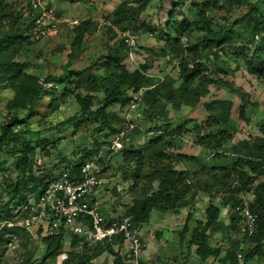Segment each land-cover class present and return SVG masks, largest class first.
Here are the masks:
<instances>
[{
	"label": "trees",
	"instance_id": "obj_1",
	"mask_svg": "<svg viewBox=\"0 0 264 264\" xmlns=\"http://www.w3.org/2000/svg\"><path fill=\"white\" fill-rule=\"evenodd\" d=\"M170 1L174 8L167 13L164 25H157L164 29L160 31L157 27L153 29L155 38L163 45L158 51L148 47L146 50L153 56L164 58L169 55L172 59L179 58L176 79L178 85L170 75L165 76L158 83L151 82L146 73L149 69L148 63H143L138 69L129 71L124 61L131 49L122 39L113 45L107 44L105 53L99 55L97 61H101L99 68L103 74H99L97 69L91 67L72 70L67 64L59 75L48 74L38 78L27 72L25 64L17 60L22 50L36 43L29 41L26 36L31 25V19L26 14L27 0H24L19 7L13 0H0V85H5L13 91V98L7 107L8 116L0 125V159L7 151L8 145L15 144L20 139V131H16L15 127L24 123L25 118L32 115L33 109L39 102L47 97L49 109L55 111L59 104L64 103L67 98H74L79 111L77 115L67 119L68 123L78 122V119L84 122H94L98 126L96 131L103 132V138L114 137L125 131L120 139L123 143L119 149H113L110 141L107 143L109 150H118L117 154L121 157V163L118 165L119 185L122 186L123 183L128 185L125 188V194L129 196L130 202L124 206L122 218L131 219L140 228L149 221L153 209L160 212L176 211L194 203L199 190L203 189L207 192L212 190L211 186L200 187L194 184V175H190L188 169L179 166L182 160L193 164L195 160L193 156L182 153L171 155L166 152L167 143L162 136L154 138L147 136L152 130L160 131L159 125L146 129L143 135L144 141L135 144V136L142 133L141 127L136 125L128 129L126 122L110 108L140 102L146 107L142 113L143 120H154L153 115L157 114L162 117L163 121L169 122L167 106L170 105L176 112H179L182 107H195L200 101L203 90L211 83L230 89L233 94L242 98L243 94L240 89H232V86L222 79L214 80L205 73L203 62L218 61L220 53L227 55L235 63L243 62L245 71L264 84V8H260V6L264 7V0H254L245 15L230 25L219 26L217 30L212 27V19L203 12L198 13L192 21L186 19L178 21V15H185L183 8L187 0ZM224 1L229 6H238L249 0ZM148 5L149 0L122 2L114 9L111 23L120 30L133 32L137 28L143 30L142 27H138L137 23L141 15L146 12ZM238 26L242 32L237 31ZM107 30L114 33L110 27H107ZM198 30H206V34L191 46L183 47L182 39L191 38ZM91 31V22L86 20L71 31L74 36L69 46L70 51L67 56L69 60L79 50ZM186 51L188 55L184 54ZM56 84L61 85L62 89L55 88ZM130 92L133 94L140 92V95L134 97ZM203 107L212 116L205 122L206 133L203 132V125L191 123L189 120L179 122L171 131L178 136L189 132L195 145L203 146L206 153L210 154L229 142L232 134L237 132V126L232 119L233 103L231 100L214 99L205 102ZM18 111H25V118H19ZM237 114L240 120L245 119L242 104ZM256 126H258L259 135L241 140L229 147L234 157L231 159L233 163L229 167L230 172L227 170L222 174L221 179L215 180L219 182V194H225L221 196L223 206L246 204L249 210L257 216L256 229L252 235H242V238L252 247L244 252L240 249L226 250L223 253L219 246H211L210 236L216 231L228 233L237 230L239 218L231 214L229 225L225 226L219 220L220 208L209 204L205 209L206 221L204 223L197 222L196 226L189 230L187 222L192 217L189 212L179 232L181 241L186 242L188 249L194 247L195 254L200 260L215 256L220 257L219 261L224 264L231 257L237 264L238 253L242 254V260L263 254L261 250L264 242V121ZM21 143L28 146L25 141ZM104 143H99L95 138L94 147L82 150L78 163H68L62 169H68L72 165L71 173L78 175L79 167L85 163L102 166L100 158L95 159V157L98 155L100 145ZM211 155L215 159H220L222 156L218 152ZM207 159L210 158L207 157ZM209 168L224 170L226 166ZM230 173H232V181L229 182ZM57 175L47 181L32 179L38 185L29 190L37 197ZM22 184L20 181L6 183L4 190L10 193L11 197L7 200L0 199V224L2 225L0 228V264L4 261L3 247L11 242L12 237L18 234L28 237L31 233L15 223L18 216L14 213L15 209L28 201ZM244 195H247L249 199H245ZM8 223H12V226L8 227ZM37 234L45 246L43 261L55 259L61 255L65 240L62 233L55 236H42L39 230ZM187 234L188 237L185 236ZM70 241L71 245H75L79 239L73 236ZM114 242L121 243V238L116 236L111 242L103 241L88 246L84 243L85 252L79 257V264H91V259L101 253L113 252L111 245ZM34 252L27 251L17 264H40L36 263ZM119 258L116 259L115 264H121ZM69 261L70 258L67 257L61 264H68Z\"/></svg>",
	"mask_w": 264,
	"mask_h": 264
},
{
	"label": "rangeland",
	"instance_id": "obj_2",
	"mask_svg": "<svg viewBox=\"0 0 264 264\" xmlns=\"http://www.w3.org/2000/svg\"><path fill=\"white\" fill-rule=\"evenodd\" d=\"M13 1L15 5L19 7L24 0ZM48 1L62 14L77 15L90 22L92 19L100 16L111 22L112 13L120 3H132L137 0ZM253 2L254 0H249L242 2L238 6H229L224 0H187L183 8L185 15H178L177 19L178 21H182L183 19L192 21L198 13L203 12L207 17L212 19V27L217 30L219 26L230 25L236 19L245 15ZM173 8L174 6L170 0H163L162 2H160V0H149L146 12L141 15L137 23L138 27H142L143 30H140V28L135 30L138 37L137 47L129 51L124 61L129 71H134L138 69L141 64L148 63L149 69L146 73L153 83H158L167 75L172 76L175 80L178 77L177 62L179 58L172 59V56L169 55L164 58L153 56V54H149L146 50V47H148L149 49L158 51L159 48L162 47L163 44L155 38L153 29L157 27V25H164L167 19V13ZM260 8L264 7L260 6ZM91 25V33L86 36L83 44L79 50L74 53L71 60H69L67 56L70 51L69 46L74 33L65 30L60 31L57 35L27 46L26 50H22L19 53L17 60L25 64V70L27 72L38 78L45 77L48 74L59 75L61 74L62 68L67 64H69V68L72 70H82L91 67L97 69L99 74H103V71L99 68L101 61H97L99 55L105 53L104 50L107 44L113 45L114 43H118L121 39L118 38L115 33L109 32L107 27L96 30L92 23ZM161 29L164 28L157 27L158 31ZM236 29L238 32H242L240 26L236 27ZM205 34L206 30H198L191 38H183V47L191 46ZM187 53L186 51L184 54L188 55ZM219 55L220 59L216 62H203L205 73L210 75L214 80L222 79L224 82L230 84L232 89H240L243 94V100L239 96L233 94L232 90L211 83L203 90L200 101L195 107H182L179 112H176L173 107L170 105L167 106V120L170 119L169 122L163 121L162 117L157 114L153 115L154 120H143L142 113L146 107L140 102H132L135 103V107H132V103H130L123 107L115 106L110 108L119 118L126 122L128 129L136 125L141 127L142 133L141 135L135 136V144L144 141L143 135L146 129H151L154 125H159L161 127L160 131L156 132L152 130L147 136L151 138L162 136L167 143L166 152L171 155L182 153L194 157L195 160L193 164L182 160L179 166L188 169L190 175H194V184L200 187L205 185L207 187L211 186L212 190L208 192L203 189L198 191L201 195L199 198L200 203L196 209H192L193 219L190 221L189 229H192L197 221L201 223L206 221L205 208L207 204L210 203L213 206L219 207L220 210L224 208L222 198L218 195L220 193L219 182H215V180L221 179L222 174L227 172V170L230 172L229 167L233 163L231 159L234 157H232L229 147L237 144L241 140L250 137L254 138L259 135L258 126L256 125L264 121V84L245 71L246 68L243 62L240 61L239 63H235L227 55L222 53ZM210 59L212 58L210 57ZM175 84L178 85L177 80ZM66 85L69 87L68 84ZM56 87L61 88L62 86L56 84L55 88ZM140 92L136 94L130 92V94L137 97L140 95ZM12 98L13 91L5 85H0V125L8 116L7 107ZM214 99L232 101V119L236 123L237 132L232 134L229 142L224 147L213 150L209 154V152L206 153L203 146L195 145L193 137L189 132H184L182 135L178 136L171 130L179 122L189 120L191 123L203 125V132L206 133V130H204L205 122L210 120L212 116L205 110L203 105L205 102ZM241 104L244 106L245 117V119L242 120L238 118L237 114ZM78 111L79 106L74 98H67L64 103L59 104L55 111H52L48 107V98L46 97L35 106L30 117L25 118V111L17 112L19 118H25V122L15 127L16 131H20L19 141L15 144L8 145L6 148L7 151L0 159V199L7 200L11 197V194L4 190V185L6 183H15L16 181L23 183V191L28 197V200L33 199L34 193L31 192L29 188L38 185V183L34 182L32 179H41L43 181L50 180L54 178L66 164L78 163V158L81 156L82 150L93 148L94 139L97 138L99 143H105L100 145L101 147L98 155L95 157V159L100 158L102 168L104 169L102 175L103 184L96 194L95 200L101 211L106 215H122L124 206L130 202V198L125 194V188L128 186L127 183H123L122 186L119 185L120 176L118 165L121 163V157L117 154L118 150H109L108 148L107 143L111 141L113 137L109 136L103 138V132L96 131L98 126L91 121L84 122L78 119V122L68 123L67 119L73 115H77ZM123 132L125 131L119 134L121 137ZM126 139L128 140V136H126ZM21 141H25L28 146L22 145ZM216 152L222 155L220 159H215L214 156L211 155ZM207 157L210 159L208 160ZM221 165H225L226 169L209 168ZM229 176L230 182L232 181V173H230ZM243 197L249 199L247 195ZM18 208L19 206L15 209L14 213L18 212ZM161 215L162 213L159 210L153 209L151 211L150 223L152 224V221ZM219 219H221L220 222L223 224L227 223L226 217L221 215ZM19 221V217L17 216L15 223L20 224ZM182 225L183 221L179 220L178 227L180 230L182 229ZM10 226L12 225L8 227ZM1 227L2 225L0 224V228ZM170 229L163 232L160 231L159 234H157V231L154 232V230L149 232L150 235L148 234L149 238L147 239V247L145 249V254H148V257L142 258L143 264H182L183 262V264H206L193 254L190 256L187 254V256L181 257V250L184 251L183 254L187 253L186 242L184 241V244L181 246L180 244L177 246V242L172 243V233H175V230L171 231ZM29 230L31 233L28 237L23 234L14 235L11 242L3 247V264H17L23 259L27 251H35L34 258L37 259L36 263L61 264L64 259L69 257L70 261L68 264H79V257L85 252L83 243L80 244L77 242L75 245H71L69 237L65 236L61 255L55 259L43 261L42 255L45 246L37 234L38 230L35 226ZM180 230L178 232L176 231L178 235ZM242 235V232L237 227V230L228 233L216 231L210 236V240L212 244L218 245L223 253L226 250L235 251L240 249L244 252L250 249L252 245L246 242L242 238ZM186 236L188 237V234ZM124 251L125 247L122 249V252ZM261 251H263V254L254 255L252 258L237 262V264H264V242ZM118 257H120L119 259L121 260V256ZM183 259L184 261L181 262ZM220 259V257H209L207 264H221L219 261ZM115 261L116 258L113 252L105 251L99 256L91 259V264H115ZM224 264L236 263L234 259L230 257Z\"/></svg>",
	"mask_w": 264,
	"mask_h": 264
},
{
	"label": "built area",
	"instance_id": "obj_3",
	"mask_svg": "<svg viewBox=\"0 0 264 264\" xmlns=\"http://www.w3.org/2000/svg\"><path fill=\"white\" fill-rule=\"evenodd\" d=\"M26 14L31 19L26 36L32 42L57 35L62 30L74 31L85 21L80 16L58 12L48 0H27ZM91 23L96 30L110 27L130 49L137 47L138 37L135 32L120 30L100 16L92 19ZM131 106L135 107V103ZM120 138L121 135H116L111 139L113 149L121 147ZM71 167L72 165L68 169H62L37 197L34 196L26 204L19 206L16 213L20 224H17L29 232L35 226L42 236H55L59 233L69 239L75 236L79 239L78 243L87 245L111 242L118 236L121 243L114 242L111 245L115 258L121 256V264H142L147 237L131 219L106 215L95 200L103 184L102 166L85 163L79 167L78 175L71 173ZM222 210L239 218L238 228L243 235L251 236L255 231L257 216L246 204L225 205ZM124 247L125 251L122 252ZM242 259V254L238 253L237 262Z\"/></svg>",
	"mask_w": 264,
	"mask_h": 264
},
{
	"label": "crops",
	"instance_id": "obj_4",
	"mask_svg": "<svg viewBox=\"0 0 264 264\" xmlns=\"http://www.w3.org/2000/svg\"><path fill=\"white\" fill-rule=\"evenodd\" d=\"M201 197V195L199 194V192H198V194L196 195V198H195V202L194 203H191V204H189L188 206H185V207H183L182 209L181 208H179V209H177L176 211H168V212H161L162 213V215L160 216V217H158L157 219H155V220H153L152 221V224L150 223L151 222V213H150V217H149V221L147 222V223H145V224H143L142 226H140V232L143 234V235H145L146 237H147V239L149 238V235H150V231L151 230H154V232H158L157 234H159V232L161 231V232H163V231H167L168 229H170L171 231H174L175 233H172V239H171V242L172 243H176L177 242V246H179V244H180V246L181 245H183L184 244V241H181V238H180V233H179V235L176 233V231L178 232L179 230H180V228L178 227V223H179V220H182L183 221V225L185 224V222H186V217H187V214L189 213V212H191V214L193 213V211H192V209L194 208V209H196L197 208V206L199 205V203H200V198ZM204 199V198H203ZM194 204V205H193ZM210 204V203H209ZM209 204H207L206 205V207L209 205ZM189 207H192V208H189ZM206 209V208H205ZM223 216V217H226L227 218V223H224L225 224V226H228L229 225V219H230V213H225V212H223V210H221V213H220V216ZM192 219H193V214H192V217L190 218V220L187 222V225H188V229H189V226H190V221H192ZM220 221H221V219H219ZM197 222H200V221H197ZM202 223H204V222H202ZM180 225V224H179ZM183 225H182V227H183ZM196 226V225H195ZM194 226V227H195ZM193 227V228H194ZM145 228H148V229H145ZM192 228V229H193ZM182 230V229H181ZM180 230V231H181ZM189 230H191V229H189ZM231 232V231H230ZM149 234V235H148ZM162 236H163V234H162ZM186 236V235H185ZM187 237V236H186ZM211 239V238H210ZM179 242V243H178ZM210 244H211V246H218V245H215V244H212L211 243V240H210ZM179 248V247H178ZM178 250V249H177ZM194 250V251H193ZM145 252H146V250L144 251V253L142 254V258L144 259L146 256L148 257V254H145ZM183 250H181L180 251V255H181V257H185V256H187V254H188V256H190V255H194V256H196L197 257V255L195 254V249H194V247H191L190 249H188L187 247H186V252L187 253H184L183 254ZM225 252V251H224ZM210 257H212V256H210ZM213 257H215V256H213ZM198 258V257H197ZM199 259V258H198ZM208 259H209V257L208 258H206L205 260H200V261H203V262H205L206 264H207V261H208ZM184 261V259L181 261V262H183ZM184 263V262H183ZM182 263V264H183ZM143 264V263H142Z\"/></svg>",
	"mask_w": 264,
	"mask_h": 264
}]
</instances>
